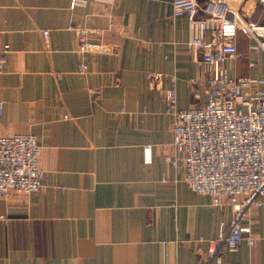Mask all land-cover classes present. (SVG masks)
Here are the masks:
<instances>
[{"label":"crops","instance_id":"crops-1","mask_svg":"<svg viewBox=\"0 0 264 264\" xmlns=\"http://www.w3.org/2000/svg\"><path fill=\"white\" fill-rule=\"evenodd\" d=\"M242 5L264 20L255 0ZM82 28L97 49L78 50ZM187 37L171 0H0V134L33 133L44 170L37 190L0 197V264H204L231 209L187 184L180 154L165 159L171 115L145 81L147 70L172 73L177 106L193 102ZM236 44L228 71L264 76L262 52L250 66L240 32ZM260 199L248 210L254 242L222 245V264H264Z\"/></svg>","mask_w":264,"mask_h":264},{"label":"built area","instance_id":"built-area-1","mask_svg":"<svg viewBox=\"0 0 264 264\" xmlns=\"http://www.w3.org/2000/svg\"><path fill=\"white\" fill-rule=\"evenodd\" d=\"M255 1L264 17V0ZM242 4L243 0H171V15L187 17L186 44L198 68L192 78L191 104L177 106L174 74L145 72L147 85L161 89L163 109L171 115L172 153L164 154L165 159L180 154L187 184L207 192L213 205L231 209L227 229L207 239L204 264H222V245L234 250L242 239L249 245L254 242L248 210L261 204L264 194V76L233 74L226 66L229 58L242 56L236 44L238 32L247 39L250 66L256 63L254 52L264 55V20L248 17ZM41 32L47 44V28ZM87 33L84 28L78 31L80 51L99 47ZM78 67L83 70L84 63L80 61ZM164 79L167 85L162 86ZM88 91L96 97L100 87L91 85ZM144 159H150L148 145ZM43 175L33 133L0 134V197L37 190Z\"/></svg>","mask_w":264,"mask_h":264},{"label":"rangeland","instance_id":"rangeland-1","mask_svg":"<svg viewBox=\"0 0 264 264\" xmlns=\"http://www.w3.org/2000/svg\"><path fill=\"white\" fill-rule=\"evenodd\" d=\"M229 15V14H228Z\"/></svg>","mask_w":264,"mask_h":264}]
</instances>
